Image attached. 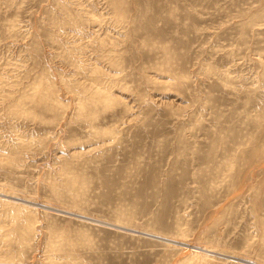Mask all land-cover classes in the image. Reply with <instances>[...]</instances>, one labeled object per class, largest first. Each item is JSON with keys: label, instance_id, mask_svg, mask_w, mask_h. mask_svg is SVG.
I'll list each match as a JSON object with an SVG mask.
<instances>
[{"label": "rangeland", "instance_id": "374dc122", "mask_svg": "<svg viewBox=\"0 0 264 264\" xmlns=\"http://www.w3.org/2000/svg\"><path fill=\"white\" fill-rule=\"evenodd\" d=\"M0 264H264V0H0Z\"/></svg>", "mask_w": 264, "mask_h": 264}, {"label": "bare ground", "instance_id": "6f19581e", "mask_svg": "<svg viewBox=\"0 0 264 264\" xmlns=\"http://www.w3.org/2000/svg\"><path fill=\"white\" fill-rule=\"evenodd\" d=\"M165 242L173 243V244L175 243V242H173V241H165ZM195 249H196V248H195ZM204 251H205V252H211V250H205V249H204ZM229 258L234 259L235 257H232V256H231V257H229ZM235 259H236V258H235Z\"/></svg>", "mask_w": 264, "mask_h": 264}]
</instances>
